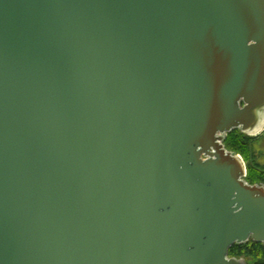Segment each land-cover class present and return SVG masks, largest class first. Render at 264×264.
I'll use <instances>...</instances> for the list:
<instances>
[{"label": "water", "instance_id": "water-1", "mask_svg": "<svg viewBox=\"0 0 264 264\" xmlns=\"http://www.w3.org/2000/svg\"><path fill=\"white\" fill-rule=\"evenodd\" d=\"M264 0H0V264H247L264 186Z\"/></svg>", "mask_w": 264, "mask_h": 264}, {"label": "trees", "instance_id": "trees-1", "mask_svg": "<svg viewBox=\"0 0 264 264\" xmlns=\"http://www.w3.org/2000/svg\"><path fill=\"white\" fill-rule=\"evenodd\" d=\"M254 138L234 130L224 141L227 150L239 154L247 166L246 181L251 184L264 185V168L250 164L251 142ZM230 257L244 258L247 264H264V246L261 243L250 241L241 245H234L229 251Z\"/></svg>", "mask_w": 264, "mask_h": 264}, {"label": "rangeland", "instance_id": "rangeland-1", "mask_svg": "<svg viewBox=\"0 0 264 264\" xmlns=\"http://www.w3.org/2000/svg\"><path fill=\"white\" fill-rule=\"evenodd\" d=\"M249 137L254 138L251 142L250 164L264 168V131L257 136ZM255 185L264 186L262 184Z\"/></svg>", "mask_w": 264, "mask_h": 264}]
</instances>
